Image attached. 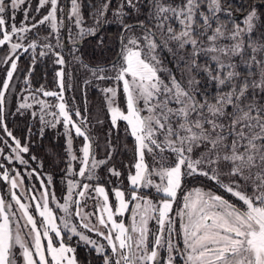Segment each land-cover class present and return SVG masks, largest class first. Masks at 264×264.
Returning a JSON list of instances; mask_svg holds the SVG:
<instances>
[{"label":"snow or ice","instance_id":"obj_1","mask_svg":"<svg viewBox=\"0 0 264 264\" xmlns=\"http://www.w3.org/2000/svg\"><path fill=\"white\" fill-rule=\"evenodd\" d=\"M89 37L102 58L86 63L78 53ZM0 50V159L36 165L22 174L0 162L10 197H0V264H81L74 237L99 264H264V0H0ZM46 58L55 88H33ZM74 64L102 97L103 119L69 105ZM29 110L40 139L63 127L62 202L30 154L32 127L27 142L8 127ZM106 123L101 158L93 128ZM121 131L131 138L126 176L111 163Z\"/></svg>","mask_w":264,"mask_h":264},{"label":"trees","instance_id":"obj_2","mask_svg":"<svg viewBox=\"0 0 264 264\" xmlns=\"http://www.w3.org/2000/svg\"><path fill=\"white\" fill-rule=\"evenodd\" d=\"M67 3V0H64ZM85 3H88L89 0H84ZM37 4V0H35L34 6ZM85 18L88 24H91L92 21L88 18V8L84 9ZM115 26H106L104 29L105 39L111 40L115 34ZM80 51L79 55L84 60V62L89 61H96L101 59V50L96 46V38L89 37L87 40L82 42V45L79 46ZM3 55V51L0 50V56ZM105 55H110V53H105ZM20 71L16 74L15 79L13 81V91H11L7 96V111L9 113H14L17 94L20 92L21 88L23 87V81L25 76L27 75V69L30 66V58L26 55L22 56L20 61L18 62ZM7 67L6 65H0V78H3L5 75L4 68ZM49 66V60H44L42 64L36 63L35 70L31 75V85L33 88H38L41 85H44L48 89L55 88V81H54V68ZM74 70V79L71 81L72 89L67 91L70 95V100L75 102L77 107L80 109H84L85 106L89 109L90 113L93 117L100 116L102 119L104 118L100 109L102 105V97L98 93L95 88H88L87 91L83 92L79 84V79L77 77V70ZM85 96V98H83ZM8 127L13 131L14 135L21 139L22 142H25L26 138L28 137V129L32 127L33 135L31 137V148L30 154L35 155L38 157L40 161L43 162V168L38 169V171L42 172V175H51L53 178V191L55 192L56 196L60 199L62 196V190L64 187V168H65V151H64V144L65 139L62 133L59 131L58 134L57 130L54 129H46L45 135L43 139H40L38 135V125L35 127L31 124L30 116L28 114L24 115H9L7 119ZM108 125L107 123L104 125L94 124L93 131L97 135L98 142L100 143L101 147L96 149L98 153V157L104 156V139L107 134ZM76 147L79 144V141L76 140L75 142ZM127 143L129 147H131V138H127L125 140L123 131L120 133V150L114 155V159L112 160V164L115 165L117 169H124V165L128 163L131 159V152L124 150V144ZM28 157H26L27 159ZM31 160L29 159V162ZM33 163V167H35V162ZM98 174L103 177L105 180L106 176L108 175L106 169L98 170ZM193 185H189L192 187ZM59 214V211L56 210ZM77 247V255L80 259L81 264H99V261L95 258V253L89 252L87 248L83 245H74Z\"/></svg>","mask_w":264,"mask_h":264},{"label":"rangeland","instance_id":"obj_3","mask_svg":"<svg viewBox=\"0 0 264 264\" xmlns=\"http://www.w3.org/2000/svg\"><path fill=\"white\" fill-rule=\"evenodd\" d=\"M37 3H38V0H37ZM32 4H33V6H34V4H35V0H32ZM21 18H22V13L18 14V16H17V19H18V20L21 19ZM37 18H38V17H37ZM42 31H43V29H42ZM81 45H82V43H81ZM25 55H26L27 57L30 58V56H29L28 54H25ZM65 55H69V54H68L67 52H65ZM46 59H47V58H46ZM46 59H44V60H46ZM69 59H71L70 56H69ZM44 60H38L37 63L42 64V63L44 62ZM47 60H49V59H47ZM49 66L53 67V64L51 63L50 60H49ZM72 68L75 69V70H77V77H78V79H79V84H80L81 88L83 89V92L87 91L88 89L85 90V89H84V86H83V79H84V74H83V72H81V71L79 70L78 65H75V64H74V65H72ZM19 94H20V92L17 94V100H16V105H15L14 113H15V111H16V106H17V103H18V95H19ZM24 95H28V93H24ZM65 97H66V99H67V101H68V103H69L70 106L77 107L76 103L70 100V95L68 94V92L65 93ZM83 98H85V96H83ZM48 99H51V98H48ZM28 102H29V103H32L31 99H29ZM25 114H28V115L30 116L31 124H33V126H35V127L38 125V129H39V127H40L39 121H38V120H37V121H33L32 117H31V115H30V110H29V112H25ZM57 128L59 129V131H60L61 133H63L64 130H63L62 125H58ZM48 129H51V128H48ZM54 130H57V129H54ZM27 136H28V134H27ZM77 140L79 141V144H78V146H77V149H78V148H79V145H80V140H79V139H77ZM25 142H27V139L25 140ZM8 151H9V150L6 149V152H8ZM25 158H26V157H25ZM0 162L5 163L6 166L9 167V168H16V169L19 170L22 174L25 173V172H30L31 169L33 168V163H32L31 161L29 162V167H28V168H24L23 166H21L19 163L15 162V161H13V163H12L11 165H9V164L7 163V161H3L2 159H0ZM122 171L125 173V176H126V174H127V169L124 168ZM43 176H44V178L46 179V175H43ZM105 180H106V181H104V182L107 183V181H108V175L106 176ZM112 180L115 181V177H113ZM24 181H25V186H26V188H33V187H34V188L37 190V192L40 190V180L35 179V178H29L28 176H24ZM124 183H125V185L127 184L126 179H125ZM112 187H113V184H108V190H109V191H111V188H112ZM21 190H23V189H21ZM51 191H53V189H51ZM65 192H66V182H64V187H63V190H62V193H63V194H62V196L60 197L61 202H62V197H63V195L65 194ZM7 193H8V187H7V185H5L3 182H0V197H5L6 199H10V197L8 196ZM57 198H58V197H57ZM58 199H59V198H58ZM24 202H25V203H29V201H28L27 199H25ZM91 204H92V202L89 201V207H88V209H86L87 211H91V210H92V208H91ZM51 207L55 208V205H51ZM30 210H34V209H30ZM56 210L59 211V209H56ZM56 212H57V211H56ZM59 214H62V213H59ZM37 219H39V217H37ZM75 241H76V238L74 237V238H73V241H72L73 245H76V244H75Z\"/></svg>","mask_w":264,"mask_h":264},{"label":"water","instance_id":"obj_4","mask_svg":"<svg viewBox=\"0 0 264 264\" xmlns=\"http://www.w3.org/2000/svg\"><path fill=\"white\" fill-rule=\"evenodd\" d=\"M80 46H81V44H80Z\"/></svg>","mask_w":264,"mask_h":264}]
</instances>
